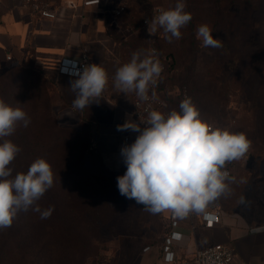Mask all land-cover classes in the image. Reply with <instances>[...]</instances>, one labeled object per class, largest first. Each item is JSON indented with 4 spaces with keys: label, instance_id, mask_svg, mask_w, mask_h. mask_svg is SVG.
Returning a JSON list of instances; mask_svg holds the SVG:
<instances>
[{
    "label": "rangeland",
    "instance_id": "374dc122",
    "mask_svg": "<svg viewBox=\"0 0 264 264\" xmlns=\"http://www.w3.org/2000/svg\"><path fill=\"white\" fill-rule=\"evenodd\" d=\"M133 1L135 9L116 18L145 35V40L137 44L144 48V55L150 46L149 37L157 35L158 59L163 65L158 87L160 96L166 99L171 95L168 99L174 110L180 85L187 86L194 105L213 128L244 133L251 142L248 151L234 160L232 174L225 181L227 190L210 203L217 204L222 213L238 215L251 223H264V0H185V11L191 13L192 20L180 30L181 38H173L171 43L167 39L162 41L167 35L162 28L149 34V25L145 28L142 18L152 20L153 7L158 6L161 11L171 9L177 0ZM201 24L210 26L213 37L221 40L222 47L201 46L196 35ZM167 54L175 57L176 63L172 72L165 73ZM193 54L197 63L189 66ZM28 69H16L0 76V98L11 89L12 106L21 107L30 117L27 126L30 133L20 124L6 139L16 138L20 130L25 131L34 144V159L44 158L51 165L53 185L63 167L68 172L66 186H72L76 180L80 186L93 187V195L78 199L99 203L98 216L103 214V222H92L83 216L76 229L83 243H73L67 237L63 245L54 231L58 215L51 214L52 227L46 229L40 214L36 213L32 239L25 238L23 231L21 242L16 241V246L9 248L5 243L0 264H132L146 243V230H150V238L164 231L163 216L147 211L143 205L119 193L117 177L125 173L126 167H110L95 147L91 125L80 120L76 109L71 107L75 113L70 110L60 92L49 90V81L53 79L37 74L31 67ZM39 93L44 96H38L41 108L31 114V100ZM46 95L50 96L47 98L52 104L50 107L45 106L49 103ZM18 161L17 167H22L23 163ZM78 171L83 174H76ZM87 173H99L101 182L94 184ZM105 183L111 190L103 189ZM62 214L67 220L72 211L68 209ZM30 241L32 245L28 244ZM69 249L76 251L73 257L67 255ZM83 253L87 256L83 257Z\"/></svg>",
    "mask_w": 264,
    "mask_h": 264
},
{
    "label": "clouds",
    "instance_id": "9594fccd",
    "mask_svg": "<svg viewBox=\"0 0 264 264\" xmlns=\"http://www.w3.org/2000/svg\"><path fill=\"white\" fill-rule=\"evenodd\" d=\"M185 8V0H177L174 8L146 21L149 34L162 28L169 43L173 38L180 39V30L192 20ZM196 35L202 47L223 46L207 24L199 25ZM162 71L155 49L143 58L137 51L117 69L114 87L120 93L135 92L141 99H147L149 86L156 83ZM73 75L76 77L70 82V90L75 93L73 107L83 110L93 102L98 103L108 84L105 69L93 63ZM20 124L24 127L30 124L28 114L0 98V229L11 227L20 211L32 210L41 219L50 218L54 211L52 207L41 210L37 203L54 183L51 165L44 158L36 159L26 173L12 176L9 165L22 149L6 138ZM117 130L139 133L132 144L121 148L126 171L117 177L119 193L153 214L170 210L177 217L202 212L209 202L223 194L229 173L222 169L226 162L241 158L251 143L244 133L213 128L201 119L190 97L181 101L179 111L164 114L154 110L146 121L127 119L117 125Z\"/></svg>",
    "mask_w": 264,
    "mask_h": 264
},
{
    "label": "crops",
    "instance_id": "0c3cea01",
    "mask_svg": "<svg viewBox=\"0 0 264 264\" xmlns=\"http://www.w3.org/2000/svg\"><path fill=\"white\" fill-rule=\"evenodd\" d=\"M47 1L54 17L41 16L25 0H0V69L30 60L31 67L53 79L56 90L75 113L71 108L75 93L70 90V82L76 77L57 74L55 69L61 56L77 57L86 51L92 64L105 69L108 84L98 103L79 111L91 125L95 147L104 160L113 169L126 167L121 156L124 138L127 137L126 145H130L139 133L118 131L117 125L127 119L137 122L131 112L135 92L120 93L114 87V78L117 69L129 60L127 41L131 40L132 26L116 18L124 13L115 16L112 9L124 3L131 13L136 7L134 1L100 0L84 6L82 0H72L76 7L67 6V0ZM160 213L164 231L150 238V230H146V243L132 264H166L161 244L170 229L169 210ZM177 229L182 233L181 240L173 245L177 258L190 259L195 249L221 242L232 248L242 264H264V223L247 222L238 215L223 212L219 224L205 228L199 213L193 212L190 217L179 218ZM145 246L149 248L143 251Z\"/></svg>",
    "mask_w": 264,
    "mask_h": 264
},
{
    "label": "trees",
    "instance_id": "16d2710c",
    "mask_svg": "<svg viewBox=\"0 0 264 264\" xmlns=\"http://www.w3.org/2000/svg\"><path fill=\"white\" fill-rule=\"evenodd\" d=\"M156 8H159V7L155 6L151 9L152 16H156L161 12L160 8H159L160 9L159 11H156ZM123 13L127 14L128 13L127 9ZM145 18L146 17L144 16L142 18V21ZM146 19L149 22L151 21L149 18H146ZM144 27L146 28V25H144ZM134 30L135 29H133V26H132L131 40H130V42L127 41V45L129 47V50L127 51V54L129 56V60L127 62H129L131 60L132 54L134 52L139 51L141 53L142 58L144 56V53H143L144 48H142V47L139 48L137 46V44L140 43L141 41L145 40L144 39L145 35H143L142 33H137ZM156 36L157 35H153V36L149 37L150 38V46L148 48L147 54L150 51V48H153L156 51L157 58H160V55H159L160 51L158 50V48L156 46V40H157ZM159 39L160 38H158V40ZM165 40H166V37L164 36L162 38V41H165ZM167 55H168V56H166L167 58L165 57L166 58L165 60H167L166 61L167 66L165 67V73L172 72L175 69V63H176L175 57L173 58L171 55H169V54H167ZM195 57H196L195 54L191 55L190 60H189V66L190 65H192V66L196 65L197 59ZM18 65H12V66L0 69V76H2L5 73L16 70V69L17 70H23V69L29 70L28 68L31 67L30 60H28L26 63H23L22 65H19V66ZM31 69L35 70L33 67H31ZM37 72H38L37 74L44 76L43 75L44 73H42V71L37 70ZM161 78H162V73H161L160 78H159L158 83H157L159 88H160V84H161ZM49 84L51 86V88L49 89L51 92L57 91L56 85L54 84L53 81H51V82L49 81ZM186 87L184 88L182 85H180L179 91L177 92L176 97H175V99L176 98L178 99L177 108H175L174 110L179 111L180 91L185 90L187 93V97L188 98L190 97L192 100V96L190 94V91ZM38 96L40 98L44 97L41 93H39V95L37 94V96H34V99L31 100L33 102L31 103V106L29 108V111L31 114L38 112L39 109L41 108ZM170 96L171 95H167L166 100L169 104V108H170V112H171L173 109H171V105H170L171 102L168 99ZM1 97L6 103H8L11 106L13 105V100H12L13 94H12L11 89L8 90L6 95L4 94ZM49 97H50L49 95H46V99ZM47 100L49 101V99H47ZM192 102H193V100H192ZM223 102H225V100H223ZM50 105H52V104L49 101V103L45 106L50 107ZM76 111L78 114H80V120H84L87 122L86 117L79 111V109H76ZM198 111H199L201 119L206 121L202 112L200 110H198ZM87 123H89V122H87ZM24 128L30 133L28 127H24ZM30 138H28L25 135V131H23V130L19 131V134L17 135L16 138H9L10 140H12L14 143H16L22 149L21 150L22 155H20V152H19L17 154L16 158L9 165V167L13 169V172H12L13 177L17 173H26L27 170L29 169L30 165L35 161V159L33 157L34 144H33V141L30 140ZM18 160H20L23 163L22 167H17V164L19 163ZM233 163H234V160L232 161V164ZM75 173L78 174V173H80V171L75 172ZM58 174H59V180L57 182H55V184L43 195V197L37 203L39 204L41 210L48 209L49 207H52V208H54V211H52V213H55L58 215L56 217L57 218V225L55 226L56 229L54 231L58 232L60 244L65 245L66 244L65 239L67 237H70L72 239L73 243H76L77 241L83 243L84 240H83L81 233L76 230L78 225H79V222H81V218L83 216H86L92 222L101 223V222H103V214L101 216L100 215L98 216L99 212L97 210H100V206L98 205L99 203L98 204L96 203V201L89 202V201H83V200L80 201L78 199L81 196L88 197V196L93 195L94 194L93 187L80 186V183L77 184L76 180L73 181L72 186H66L65 179L68 176L67 175L68 172L66 170H64L63 167H61ZM81 174H83V172H81L80 175ZM71 175H73L72 172L69 173L70 177H71ZM87 175H88L87 178H91L93 180L94 184H99L101 182L99 173H97V174H90V173L88 174L87 173ZM102 187L105 191L111 190L110 189L111 186H109V184L107 185L105 183L104 186H102ZM68 209H70L72 211V214L70 217H67V220H65L64 219L65 216H62L63 215L62 213ZM36 213L37 212H34L32 210H28L26 212L20 211L18 213L17 217L14 219L11 227L6 228V229H0V254L3 253L6 249L5 243L9 244V248H13L14 246H16V241L21 242V234L23 233V231H24V233L26 232L25 238H27L28 240L32 239L31 230H32V226H33V219H34ZM49 219L50 218L41 219V221L43 222V226L46 229L48 227H52L50 222H49ZM28 244L32 245L31 241ZM60 244L58 245V247H61ZM65 248L67 249L68 247H65ZM72 248H74V245H72ZM11 250L14 251L15 249H11ZM62 250H64V249H62ZM75 252L76 251L74 249H69L67 255H69V257H73L75 255ZM86 256H87V253H83V257H86Z\"/></svg>",
    "mask_w": 264,
    "mask_h": 264
},
{
    "label": "built area",
    "instance_id": "2783aa9c",
    "mask_svg": "<svg viewBox=\"0 0 264 264\" xmlns=\"http://www.w3.org/2000/svg\"><path fill=\"white\" fill-rule=\"evenodd\" d=\"M33 10L39 12L41 16L44 17H54L55 13L50 8L47 0H25ZM100 2V0H99ZM98 0H82V5L88 6L97 4ZM66 5L69 7H76V3L72 0H67ZM126 5L120 3L115 5L112 12L115 16H118L126 11ZM156 8V11H159ZM147 19H143V24L146 25ZM153 48H150V51ZM149 51V52H150ZM91 59L86 51H81L77 57L61 56L56 65V73L61 75L72 76L76 70H81L85 65H91ZM158 78H156V83L149 86L148 98L141 99L135 93L133 99L132 114L137 120L146 121L148 114L151 111H159L161 113L167 114L170 112L169 104L167 100L160 96L158 91ZM187 97L185 90L180 91V103ZM201 118V117H200ZM143 127V125H141ZM127 143V137L124 138L123 146ZM223 171H227L229 175L232 173L233 164L232 161L226 162ZM193 212H190L186 217H190ZM222 211L220 207L215 203H208L202 212H199V219L202 226L205 228H210L219 224L221 222ZM179 218L175 216L170 210L168 214L169 227L170 229L165 234L162 244L161 253L162 260L166 264H242L241 261L235 256L234 251L228 245L221 242H213L202 248H197L194 251L193 257L190 259H180L175 256L173 250V245L176 241H180L182 238V233L177 229L179 226ZM149 246H145L143 251L148 249Z\"/></svg>",
    "mask_w": 264,
    "mask_h": 264
}]
</instances>
